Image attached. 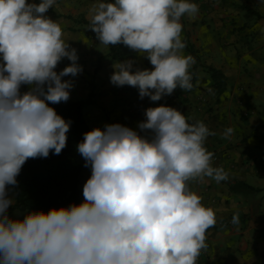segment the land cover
Here are the masks:
<instances>
[{
    "label": "clouds",
    "instance_id": "1",
    "mask_svg": "<svg viewBox=\"0 0 264 264\" xmlns=\"http://www.w3.org/2000/svg\"><path fill=\"white\" fill-rule=\"evenodd\" d=\"M55 2L0 0V264H196L216 216L188 182H220L228 174L212 166L205 147L216 133L173 107L146 109L138 127L151 130V139L121 124L84 134L77 150L92 175L79 206L23 219L7 214L13 204L7 186L17 185L25 162L53 150L59 155L67 144L71 122L49 102H67L73 84L62 78L83 68L61 26L44 15ZM198 12L189 0H96L88 28L101 44H123L154 66L133 72V61L116 62L111 83L138 88L141 99L153 102L177 87L190 90L195 60L182 54L180 20ZM65 57L72 64L58 73ZM24 84L32 87L21 95ZM232 133L227 128L224 136Z\"/></svg>",
    "mask_w": 264,
    "mask_h": 264
},
{
    "label": "crops",
    "instance_id": "2",
    "mask_svg": "<svg viewBox=\"0 0 264 264\" xmlns=\"http://www.w3.org/2000/svg\"><path fill=\"white\" fill-rule=\"evenodd\" d=\"M27 2L38 5L42 0ZM95 2L56 0L44 14L61 26L62 38L77 50L83 68L75 77L62 78L73 84L69 100H90L83 112L92 130L121 124L151 139V130L141 131L138 125L146 121V109L161 105L179 110L189 123L204 122L216 133L205 141L213 154L212 166L222 167L228 178L188 182L216 216L196 264H264V0H189L199 12L195 19L185 14L180 22L186 45L182 54L195 60L189 68L195 71L193 86L177 87L155 102L141 99L138 88L111 83L116 62L133 61V72L154 66L146 54L132 49L120 59L108 56L110 45L101 44L88 28V12ZM71 64L65 57L55 70L59 73ZM210 69L223 74L222 90L215 89ZM31 87L21 85V95ZM227 128L233 133L226 138Z\"/></svg>",
    "mask_w": 264,
    "mask_h": 264
},
{
    "label": "trees",
    "instance_id": "3",
    "mask_svg": "<svg viewBox=\"0 0 264 264\" xmlns=\"http://www.w3.org/2000/svg\"><path fill=\"white\" fill-rule=\"evenodd\" d=\"M130 48L123 44L110 45L108 56L112 59L124 57ZM215 79V89L224 87L223 74L217 69H210ZM192 81L195 71L189 72ZM90 100H69L58 104H49L55 108L57 114L66 121L71 122L67 133V144L59 155L54 150L47 158H29L23 165L17 176V185L7 186L13 188L16 193L12 209L30 212L43 211L47 213L52 209L79 206L84 201L81 186L86 161H79L77 145L83 141L84 134L92 131L84 116V107ZM88 167H91L90 165Z\"/></svg>",
    "mask_w": 264,
    "mask_h": 264
},
{
    "label": "rangeland",
    "instance_id": "4",
    "mask_svg": "<svg viewBox=\"0 0 264 264\" xmlns=\"http://www.w3.org/2000/svg\"><path fill=\"white\" fill-rule=\"evenodd\" d=\"M78 160L81 162L85 161L84 158L80 154H79ZM91 175H92L91 167H86L84 169L83 177H82V180H83L81 183L82 189L84 188L85 183L91 177ZM7 193H8V198L13 200V203H14L15 197H16L15 190L13 188H8ZM7 214L9 215V217L14 218V219H23V217L26 215L24 211L12 209L11 206L8 208Z\"/></svg>",
    "mask_w": 264,
    "mask_h": 264
}]
</instances>
